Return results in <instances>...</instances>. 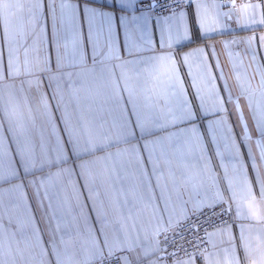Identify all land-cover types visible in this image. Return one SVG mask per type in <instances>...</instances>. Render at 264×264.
<instances>
[{"label": "crops", "instance_id": "1", "mask_svg": "<svg viewBox=\"0 0 264 264\" xmlns=\"http://www.w3.org/2000/svg\"><path fill=\"white\" fill-rule=\"evenodd\" d=\"M141 1L0 0V264H264V0ZM218 203L202 256L162 253Z\"/></svg>", "mask_w": 264, "mask_h": 264}, {"label": "built area", "instance_id": "2", "mask_svg": "<svg viewBox=\"0 0 264 264\" xmlns=\"http://www.w3.org/2000/svg\"><path fill=\"white\" fill-rule=\"evenodd\" d=\"M197 1H215L222 6L253 0H143L139 3L142 11L160 16L180 10ZM231 208L227 203L208 205L161 236L162 253L171 260L186 257H200L210 248V233L234 223ZM90 264H123L117 254L106 255Z\"/></svg>", "mask_w": 264, "mask_h": 264}, {"label": "rangeland", "instance_id": "3", "mask_svg": "<svg viewBox=\"0 0 264 264\" xmlns=\"http://www.w3.org/2000/svg\"><path fill=\"white\" fill-rule=\"evenodd\" d=\"M1 95H4V92H0V104H3V103H5V100L3 98H1ZM3 111H5L4 108H3ZM5 124L7 125V123H5ZM9 126H7V128ZM2 129L4 130V128H2ZM44 133H45L46 137H49L48 134H46V132H44ZM48 133L50 136L52 135V131L50 129H48ZM1 136H2V139H1L2 145H0L1 146V148H0V162H7L6 156L10 157L11 160H9V161H13L12 157H13L14 161H17V162L22 161V159H21L22 156L19 153V151L17 150L18 147L16 148V150L14 149V146L16 147L18 144H17V142L14 143V140L12 139V137H14V135H13V132L11 131V128L9 129V131H7L5 129V131L3 132V135H1Z\"/></svg>", "mask_w": 264, "mask_h": 264}, {"label": "snow or ice", "instance_id": "4", "mask_svg": "<svg viewBox=\"0 0 264 264\" xmlns=\"http://www.w3.org/2000/svg\"><path fill=\"white\" fill-rule=\"evenodd\" d=\"M113 19H114V17H113ZM139 20H140V18L138 16H135V15L132 16L131 25H132L133 28H138L139 27ZM128 27H129V22L127 20H122L121 21V29L126 32L128 30ZM245 211L249 215H251L252 213L255 212L257 214V217H258L259 209H256L254 206L246 207Z\"/></svg>", "mask_w": 264, "mask_h": 264}]
</instances>
